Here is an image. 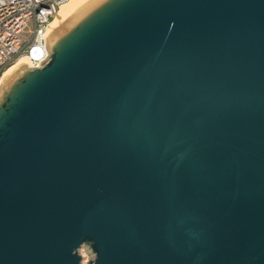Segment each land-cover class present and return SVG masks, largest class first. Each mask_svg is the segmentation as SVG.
I'll list each match as a JSON object with an SVG mask.
<instances>
[{
	"label": "water",
	"instance_id": "95a60500",
	"mask_svg": "<svg viewBox=\"0 0 264 264\" xmlns=\"http://www.w3.org/2000/svg\"><path fill=\"white\" fill-rule=\"evenodd\" d=\"M46 49L0 81V264H264V0H88Z\"/></svg>",
	"mask_w": 264,
	"mask_h": 264
},
{
	"label": "built area",
	"instance_id": "2783aa9c",
	"mask_svg": "<svg viewBox=\"0 0 264 264\" xmlns=\"http://www.w3.org/2000/svg\"><path fill=\"white\" fill-rule=\"evenodd\" d=\"M71 0H0V77L20 59L40 68L60 8Z\"/></svg>",
	"mask_w": 264,
	"mask_h": 264
},
{
	"label": "bare ground",
	"instance_id": "6f19581e",
	"mask_svg": "<svg viewBox=\"0 0 264 264\" xmlns=\"http://www.w3.org/2000/svg\"><path fill=\"white\" fill-rule=\"evenodd\" d=\"M88 0H71L70 2L66 3L60 8V11L58 12L57 16L55 17L54 21L52 22L50 26V32L48 36V40L51 38V36L60 28L62 27L71 17L72 15ZM21 60H27L26 58L20 59ZM17 62V63H18ZM16 63V64H17ZM15 64V65H16ZM15 65H13L11 68H13ZM9 68L8 70H10ZM7 70V71H8ZM6 71V72H7ZM5 72V74H6ZM4 74V75H5ZM3 75V76H4Z\"/></svg>",
	"mask_w": 264,
	"mask_h": 264
},
{
	"label": "rangeland",
	"instance_id": "374dc122",
	"mask_svg": "<svg viewBox=\"0 0 264 264\" xmlns=\"http://www.w3.org/2000/svg\"><path fill=\"white\" fill-rule=\"evenodd\" d=\"M8 71H9V70H8ZM8 71H7V72H8ZM7 72H6V73H7ZM2 77H3V75L0 77V81H1ZM82 254H83V256H84V262H87V261L90 259V256H86V251H85V250L82 252Z\"/></svg>",
	"mask_w": 264,
	"mask_h": 264
}]
</instances>
